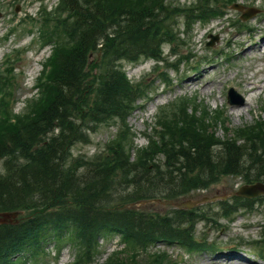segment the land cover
<instances>
[{
  "label": "trees",
  "instance_id": "trees-1",
  "mask_svg": "<svg viewBox=\"0 0 264 264\" xmlns=\"http://www.w3.org/2000/svg\"><path fill=\"white\" fill-rule=\"evenodd\" d=\"M213 3L197 0L181 7L168 0H61L54 17L43 9L47 17L40 34L56 46L39 77V95L19 114L12 110L10 71L0 72V159L5 160L0 212L26 213L0 224V264H38L47 237L57 244L73 242L79 252L75 264H86L105 233L119 234L135 250L130 260L115 255L106 264H140L137 250L148 252L158 240L198 250L202 247L193 237V224L195 218L205 219V213L160 215L126 205L187 195L222 175L264 181V122L221 142L216 150L210 110L199 113L195 107L189 112L187 101L158 117L161 137L153 145L165 166L150 157L153 146L131 160L133 140L123 120L144 88L127 78L119 61L143 55L160 59L162 44L177 41L181 10L188 23L205 20L216 10ZM94 52L97 56L90 60ZM115 117L123 122L122 130L107 154L71 160L76 141L89 142L88 130ZM222 211L230 212L227 204ZM160 258L167 260L155 253L145 264H161Z\"/></svg>",
  "mask_w": 264,
  "mask_h": 264
},
{
  "label": "rangeland",
  "instance_id": "rangeland-1",
  "mask_svg": "<svg viewBox=\"0 0 264 264\" xmlns=\"http://www.w3.org/2000/svg\"><path fill=\"white\" fill-rule=\"evenodd\" d=\"M57 2L58 0H49L48 4L55 5ZM174 2L189 5L194 0H174ZM234 2L242 5L243 9L233 8ZM234 2H226L224 9H226L227 15L225 17L210 20L207 23L196 22L193 24V27L185 36L186 43L176 46L175 49L178 54L174 58V62L177 63V58L184 54L189 55L187 60L192 59L191 64L193 65L200 59L201 64L206 62L215 64L211 65L214 68L206 75L203 72L196 73V69L188 68L190 64L186 60L178 63L176 70L169 71L170 79H172L169 87H164L158 81L153 82L152 87L154 89L151 100L139 101L143 106L134 111L129 117L128 122L138 135L135 141L137 146L147 144L148 138L146 135L151 137L154 132H157L151 126L154 125L156 113L160 106L172 102L177 97L179 101L182 99L180 96H195L201 103L206 104L209 109H215L216 107L224 109L225 114L223 116L226 119L211 127L215 129L217 137L222 141L228 137L227 134H231L232 129L241 128L244 124H252L257 118H264V109H262V106L264 107V92L259 88L253 92H244L245 83L243 81L244 78H252L253 80H262V84H264V50H255L247 56L237 55L239 43H230L229 45L226 43L232 35L235 36V33L240 32L242 34V32H245L244 28L247 27L233 28L231 25L248 7H252L256 11L252 17L241 20L245 23L244 25L253 26L262 23L264 20V0H234ZM38 9L39 3L32 4L29 0H0V66L5 54L10 56V53L19 47L30 49L21 55L20 60L13 62L18 66L15 70L19 71L20 74L19 78H17L18 88L15 93L17 100L13 108L15 113L23 111L26 100L35 93V81L41 72L42 62L48 57L51 49L50 46L42 49L36 38H32V35L24 34L23 31L15 29V32L10 35L7 32L10 29V25H15L16 21L25 12L35 14ZM14 17L16 20H13ZM178 23L180 31L184 30V19L179 17ZM210 34L217 38L213 45L207 46L206 43ZM4 35H7V39L3 37ZM170 46L169 44L164 45L165 55L169 54ZM219 48L222 51L219 50L221 52L217 57L214 52ZM203 55L208 58L205 60V58L201 57ZM124 63L129 78L132 81L142 79L143 84L154 81L157 73L165 68L163 64H155L152 60L144 62V59L139 62L140 64ZM201 64L197 67L200 68ZM188 74H190V79L202 80L203 76H205L215 82L212 88L207 91L202 89V83L200 82L195 85L189 84L187 87H180L179 84L184 78H188L186 77ZM231 86L244 97V103L239 105L228 103L227 92ZM258 95L260 96L259 99L257 98ZM237 100L240 101V99ZM238 109H244L241 116L237 115ZM186 110L190 111L189 108ZM116 131L117 126L114 121L101 123L96 131L90 133L91 142L89 144L83 141H76L71 148L73 155L83 154L87 157H93L98 152L103 151L104 146L113 138ZM221 145L222 143L217 144L215 149L217 150ZM133 157L134 153L131 159H134ZM2 170H4V166L3 161L0 160V171ZM244 182L241 176L222 175L207 187L199 188L190 195L174 199L175 201L169 198H161L159 200H148L142 204H134V208H144L148 211L165 214L174 209L178 203L192 201L194 204L191 207L184 208L191 209L196 207L199 211H206L209 217H214L213 219L208 218V220L198 221L195 225V239L219 246L217 252L212 253L211 251L203 250L191 252L177 243L173 245L158 243L150 247L151 253L166 251L169 258L177 264H239L235 261L237 258L231 263L227 262V258L224 261L215 260L221 254L225 255L230 251H236L235 254L243 257L244 264H263L257 255V249L254 245H251V242L260 239L263 233L264 203H261V201L264 202V195H260L252 202L251 209L243 207L234 211L236 205L232 196ZM225 202L231 204V214L230 212L227 215L222 213L220 204ZM220 216L222 217L219 218ZM46 245L47 253L41 254V258H39L41 264H70L73 261L76 252L72 247L67 246L57 257L56 253L54 254L55 247L53 243L50 242ZM124 245L119 241L118 235L101 237L98 245L99 252L89 259L88 264H104L113 251L122 249ZM127 250H129L128 247L123 249V252L125 251L123 257H128ZM107 253L109 254L107 255ZM137 258L143 263L148 258V253L141 252Z\"/></svg>",
  "mask_w": 264,
  "mask_h": 264
},
{
  "label": "bare ground",
  "instance_id": "bare-ground-1",
  "mask_svg": "<svg viewBox=\"0 0 264 264\" xmlns=\"http://www.w3.org/2000/svg\"><path fill=\"white\" fill-rule=\"evenodd\" d=\"M236 42L239 43V50H238L237 55L242 54L243 56H247L249 53L254 52L255 50L263 51L264 50L263 48L264 47V20L262 21V23H258L253 26H250L248 32H242V34L240 32L235 33V36L232 35L231 38L228 39L226 43H228L229 45L230 43H236ZM218 50L222 51L221 48H219ZM211 65H215V64L206 62L204 64H201L200 68L197 67L198 69H196L195 71L196 73L203 72V74L206 75L210 72V70L214 68ZM186 77L188 78H184V80L179 84L180 87H187L189 86V84L195 85L200 82L202 83V89L207 91L210 88H212L215 82L214 80L206 78L205 76H203L202 80L190 79L189 78L190 74H188ZM243 81L245 83L244 92L246 93L253 92L258 88L262 89L261 82L259 80L255 81L252 78H247V79L244 78ZM243 110L244 109L242 110L238 109L237 115L241 116V113L243 112ZM235 253L236 251H230L229 253H226L225 255L222 254L221 256L216 257L215 260L218 259L219 261L220 260L224 261L227 258L228 259L227 262L231 263L233 262V260H235V258H237V260L235 261H237L239 264H244L243 257Z\"/></svg>",
  "mask_w": 264,
  "mask_h": 264
},
{
  "label": "water",
  "instance_id": "water-1",
  "mask_svg": "<svg viewBox=\"0 0 264 264\" xmlns=\"http://www.w3.org/2000/svg\"><path fill=\"white\" fill-rule=\"evenodd\" d=\"M229 101L233 103L232 96H229ZM239 195L255 196L260 193H264V184L256 183L242 186L237 192Z\"/></svg>",
  "mask_w": 264,
  "mask_h": 264
}]
</instances>
